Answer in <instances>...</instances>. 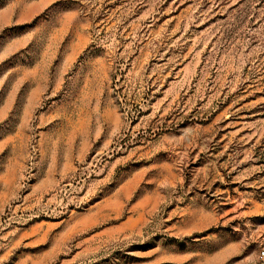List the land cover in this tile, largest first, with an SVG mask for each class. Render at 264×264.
Masks as SVG:
<instances>
[{
  "label": "rangeland",
  "instance_id": "374dc122",
  "mask_svg": "<svg viewBox=\"0 0 264 264\" xmlns=\"http://www.w3.org/2000/svg\"><path fill=\"white\" fill-rule=\"evenodd\" d=\"M264 0H0V264H264Z\"/></svg>",
  "mask_w": 264,
  "mask_h": 264
},
{
  "label": "built area",
  "instance_id": "2783aa9c",
  "mask_svg": "<svg viewBox=\"0 0 264 264\" xmlns=\"http://www.w3.org/2000/svg\"><path fill=\"white\" fill-rule=\"evenodd\" d=\"M259 254H260V257H261V258H264V251H263V250L260 251Z\"/></svg>",
  "mask_w": 264,
  "mask_h": 264
}]
</instances>
